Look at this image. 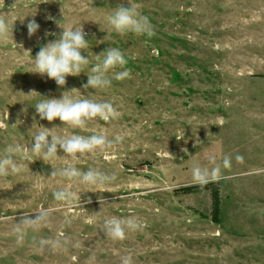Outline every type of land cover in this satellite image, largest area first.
Listing matches in <instances>:
<instances>
[{
	"label": "rangeland",
	"instance_id": "rangeland-1",
	"mask_svg": "<svg viewBox=\"0 0 264 264\" xmlns=\"http://www.w3.org/2000/svg\"><path fill=\"white\" fill-rule=\"evenodd\" d=\"M119 5L146 15L155 35L116 33L107 18ZM0 16L13 25V39L0 42V157L10 145L22 147L14 154L21 172L0 177V264H122L126 256L132 264H264V0H0ZM33 19L40 27L29 38ZM57 22L82 25L89 43L81 53L89 65L63 87L32 73L40 47L63 31ZM107 48L124 53L130 78L85 89L96 55ZM67 91L112 103L118 118H95L84 129L41 120L35 104ZM43 127L114 143L76 159L58 149L45 160L29 151ZM225 155L231 168L222 169L215 215L209 189H177L194 184L195 164L211 168ZM70 166L113 179L93 186L50 176ZM58 190L80 205L57 202ZM42 208L50 210L49 223L25 229L18 243L16 223ZM112 217L142 227L113 240L103 231ZM42 239L67 243L51 252L40 248Z\"/></svg>",
	"mask_w": 264,
	"mask_h": 264
},
{
	"label": "clouds",
	"instance_id": "clouds-1",
	"mask_svg": "<svg viewBox=\"0 0 264 264\" xmlns=\"http://www.w3.org/2000/svg\"><path fill=\"white\" fill-rule=\"evenodd\" d=\"M47 19L54 18L49 16ZM107 20L111 28L121 36L132 33L136 36H147L150 38L155 35L154 26L149 18L141 14L133 6H117L116 11ZM21 21L23 22V20ZM57 24L58 27L62 28L58 22ZM39 27V24L34 19L27 23L29 38L37 33ZM62 29V33L55 41H49L40 47V50L34 58V70L32 71V73L39 74L41 77L46 75L60 87L66 85L68 76H79L90 63L89 58H85L81 54L82 51L89 48L88 40L85 39L87 34L84 32L83 26ZM10 35L13 39V25L10 27L7 20L3 16H0V42H7ZM46 35H54V33L46 32ZM15 45L18 48H23V44ZM101 55H103L102 60L100 59ZM96 58L98 62L91 68V74L87 75V83L83 85L85 89H106L111 86L112 78L117 81L130 78L131 70L126 68L128 61L124 53L118 48H107L106 51L96 55ZM116 69L121 70L115 71ZM110 73L111 77L109 75ZM73 90L76 89H72L71 91ZM71 91L63 93L60 99L45 98L37 102L34 108L40 119H46L49 122L59 119L63 125L84 129L87 122L95 118H100L104 121L118 118L119 114L112 103L107 101L96 102L90 99H73L67 95ZM33 92L35 91L31 93ZM44 129L33 137L29 151L36 155H42L45 160L55 159L58 156V149L62 150L64 154L76 159L93 153L97 149L103 150L111 147L114 143L113 140H109L103 134H93L87 137L73 134L70 137H61L51 135V130ZM121 139L119 136L116 137L117 141ZM21 151L22 147L20 145H10L7 148L8 154L0 157V177L16 175L21 172V166L14 158V154L20 153ZM182 151L187 153L188 150L185 148ZM235 159L238 162L243 161V157L239 154L236 155ZM211 163L214 165L211 168L201 167L199 164H195L192 167L191 172L194 184L203 187L210 182H216L224 178L222 169L229 170L231 168V157L225 155L222 164L216 163L213 158ZM53 169L50 175L51 177L60 176L86 185L103 186L113 179L112 176L96 169H89L86 172H82L76 167L71 166L63 167L59 170ZM53 197L57 202H64L71 206L80 205V198L74 199L73 194L65 190L55 191ZM32 213H23L19 223H16L15 230L18 234V243L23 242L25 229H35L46 225L51 219L49 209L42 208L37 210L34 212V218H32ZM141 227L142 225L133 218L122 220L112 217L105 219L103 223V231L107 237L113 240H124L126 238V230L136 231ZM66 243V240L61 239L51 241L42 239L39 241V246L41 249L55 252L63 248ZM122 264H132L131 256L122 257Z\"/></svg>",
	"mask_w": 264,
	"mask_h": 264
},
{
	"label": "trees",
	"instance_id": "trees-1",
	"mask_svg": "<svg viewBox=\"0 0 264 264\" xmlns=\"http://www.w3.org/2000/svg\"><path fill=\"white\" fill-rule=\"evenodd\" d=\"M201 189H209L213 193V195H214V212H215V215H218L219 209H220V196H219L220 186H219L218 181L210 182L203 187L196 185V184L187 185V186H183V187L178 188L177 191L190 193V192L198 191Z\"/></svg>",
	"mask_w": 264,
	"mask_h": 264
}]
</instances>
